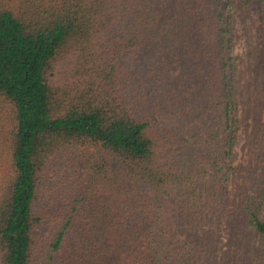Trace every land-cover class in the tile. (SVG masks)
I'll list each match as a JSON object with an SVG mask.
<instances>
[{
    "label": "trees",
    "instance_id": "obj_1",
    "mask_svg": "<svg viewBox=\"0 0 264 264\" xmlns=\"http://www.w3.org/2000/svg\"><path fill=\"white\" fill-rule=\"evenodd\" d=\"M235 3L0 0V264H264Z\"/></svg>",
    "mask_w": 264,
    "mask_h": 264
},
{
    "label": "rangeland",
    "instance_id": "obj_2",
    "mask_svg": "<svg viewBox=\"0 0 264 264\" xmlns=\"http://www.w3.org/2000/svg\"><path fill=\"white\" fill-rule=\"evenodd\" d=\"M236 3L238 0H234ZM235 3V4H236ZM264 21L256 9L241 10L234 8V34L232 54L237 64L236 89L240 100L241 134L237 145V160H247L242 150L244 126L251 121V113L264 109V67L253 55L254 48L260 46L263 39ZM264 118V115H262ZM244 149V148H243Z\"/></svg>",
    "mask_w": 264,
    "mask_h": 264
}]
</instances>
